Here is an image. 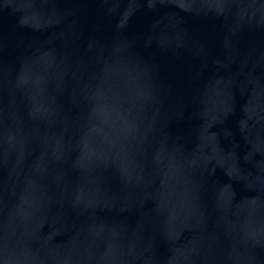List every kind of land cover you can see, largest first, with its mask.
<instances>
[{
  "label": "water",
  "instance_id": "95a60500",
  "mask_svg": "<svg viewBox=\"0 0 264 264\" xmlns=\"http://www.w3.org/2000/svg\"><path fill=\"white\" fill-rule=\"evenodd\" d=\"M0 264H264V0H0Z\"/></svg>",
  "mask_w": 264,
  "mask_h": 264
}]
</instances>
